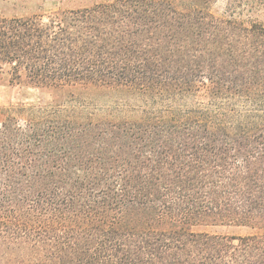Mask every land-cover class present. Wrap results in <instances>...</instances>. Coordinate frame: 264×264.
<instances>
[{
    "label": "trees",
    "instance_id": "1",
    "mask_svg": "<svg viewBox=\"0 0 264 264\" xmlns=\"http://www.w3.org/2000/svg\"><path fill=\"white\" fill-rule=\"evenodd\" d=\"M212 1L0 12V82L53 95L0 109V264H264V22L241 17L264 0ZM76 88L139 113L95 119Z\"/></svg>",
    "mask_w": 264,
    "mask_h": 264
},
{
    "label": "rangeland",
    "instance_id": "2",
    "mask_svg": "<svg viewBox=\"0 0 264 264\" xmlns=\"http://www.w3.org/2000/svg\"><path fill=\"white\" fill-rule=\"evenodd\" d=\"M101 0H17L15 3L0 0V12L6 16H28L35 13L47 15L58 8L75 9L89 6ZM227 0H213L208 5V10L215 16H222L225 12ZM244 19H257L264 22V7H258L242 12ZM72 95L69 96V95ZM60 97L73 99V106L81 109L85 114L95 119H118L121 117L132 118L139 113L140 100L134 93L120 89H71L61 93ZM53 95L47 91L24 84L9 85L0 82V109L6 107H31L49 102ZM193 100H207L204 87L188 97L186 103ZM196 230H209L227 234L244 235L250 233L248 228H210L199 226Z\"/></svg>",
    "mask_w": 264,
    "mask_h": 264
}]
</instances>
